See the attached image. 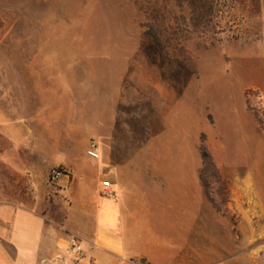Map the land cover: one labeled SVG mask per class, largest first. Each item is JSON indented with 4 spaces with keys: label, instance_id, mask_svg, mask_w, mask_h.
I'll return each instance as SVG.
<instances>
[{
    "label": "rangeland",
    "instance_id": "374dc122",
    "mask_svg": "<svg viewBox=\"0 0 264 264\" xmlns=\"http://www.w3.org/2000/svg\"><path fill=\"white\" fill-rule=\"evenodd\" d=\"M166 3L196 75L163 59L132 0H0V93L13 102L33 79L65 78L56 92L71 101L56 97V110L88 145L100 143L102 119L138 164L174 168L182 224L171 220L160 264H264V0H219L214 31L192 29L187 9ZM201 136L226 185L225 216L197 178ZM81 252L67 244L46 263L76 264Z\"/></svg>",
    "mask_w": 264,
    "mask_h": 264
},
{
    "label": "crops",
    "instance_id": "0c3cea01",
    "mask_svg": "<svg viewBox=\"0 0 264 264\" xmlns=\"http://www.w3.org/2000/svg\"><path fill=\"white\" fill-rule=\"evenodd\" d=\"M67 84L33 79L13 102L0 93V264H47L71 237L82 243L76 264H160L167 236L177 233L171 220L182 224L174 168L138 164L125 141L103 132L102 119L94 123L98 159H89L92 137L55 107L56 97L71 101L56 92ZM54 169L65 175L50 179Z\"/></svg>",
    "mask_w": 264,
    "mask_h": 264
},
{
    "label": "trees",
    "instance_id": "16d2710c",
    "mask_svg": "<svg viewBox=\"0 0 264 264\" xmlns=\"http://www.w3.org/2000/svg\"><path fill=\"white\" fill-rule=\"evenodd\" d=\"M176 7L185 8L189 14V24L194 30H213L216 27V15L219 0H170ZM134 7L143 14L144 35L168 63L182 66L192 75L196 70L192 59L185 49L174 39V28L169 24V12L166 10V0H132ZM182 28L178 29L180 32ZM170 38H173L170 40ZM175 43L172 50L170 43ZM197 152L200 159L198 180L203 193L218 214L225 216V202L227 196L226 185L214 163L210 150L205 144L204 136L199 139ZM61 171L60 169H56Z\"/></svg>",
    "mask_w": 264,
    "mask_h": 264
},
{
    "label": "built area",
    "instance_id": "2783aa9c",
    "mask_svg": "<svg viewBox=\"0 0 264 264\" xmlns=\"http://www.w3.org/2000/svg\"><path fill=\"white\" fill-rule=\"evenodd\" d=\"M86 156L92 160L98 159V151H97V147L95 144L90 143V145L86 151ZM63 175H65V173L62 170L58 171V170L54 169L50 172V179L53 180V179L59 178ZM101 187L103 189L104 196H108V197L112 196V192L110 191V185L108 182H102ZM68 247H69L70 252L77 254L81 251L82 246H81L80 240H78L75 237H72L68 241Z\"/></svg>",
    "mask_w": 264,
    "mask_h": 264
}]
</instances>
